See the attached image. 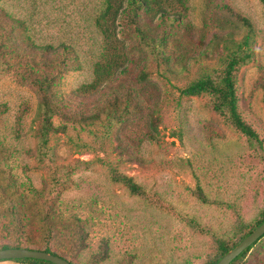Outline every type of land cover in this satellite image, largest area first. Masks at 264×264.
Segmentation results:
<instances>
[{
    "label": "rangeland",
    "instance_id": "rangeland-1",
    "mask_svg": "<svg viewBox=\"0 0 264 264\" xmlns=\"http://www.w3.org/2000/svg\"><path fill=\"white\" fill-rule=\"evenodd\" d=\"M229 1L259 33L255 57L239 70L238 84L245 120L261 141L229 127L211 110L207 97H181L176 87L156 76V141L140 145V163L120 160V170L143 186L145 196H132L111 181L101 160L118 161L114 139L106 141L104 150L92 151L78 145L93 143L88 128L69 125L66 133H56L52 145L73 181L62 194V212L81 220L88 232L81 264H210L218 255L219 240L231 247L262 219L264 5L260 0ZM102 2L0 0V6L25 21L33 42L72 48L81 69L64 75L60 91L67 95L93 81L103 44L95 25ZM190 7L189 20L199 29L205 1L190 0ZM9 62L10 67L0 66V207L7 184L24 191L31 184L40 189L49 183L35 158L39 97ZM194 67L175 85L184 88L194 78ZM150 120L126 123L120 133L138 131L139 126L150 131ZM92 128L101 133L103 124ZM235 264H264V238Z\"/></svg>",
    "mask_w": 264,
    "mask_h": 264
},
{
    "label": "trees",
    "instance_id": "trees-1",
    "mask_svg": "<svg viewBox=\"0 0 264 264\" xmlns=\"http://www.w3.org/2000/svg\"><path fill=\"white\" fill-rule=\"evenodd\" d=\"M204 1L206 12L198 29L189 20L190 0H103L95 20L103 44L94 65L93 81L67 95L60 91L64 75L81 69L72 48L33 42L26 35L25 21L0 6V66L10 67L12 60L17 75L38 94L35 158L37 167L49 178V183L40 189L33 184L24 191L13 183L4 187L0 249L46 251L72 264H81L88 232L81 220L67 218L62 212V194L73 181L63 171L52 145V137L59 131L66 133L69 125L89 129L94 144H78L87 150H104L106 141L114 139L118 161L101 160L111 181L132 196H145L143 186L120 170V160L140 163V145L156 141L153 131L159 120L155 117L159 102L155 100V76L176 87L181 97H207L211 110L229 127L249 140L261 141L259 133L245 120L238 84L239 70L255 57L257 28L229 0ZM260 1L264 5V0ZM194 65V78L184 88L176 86L182 74L190 73ZM145 118L151 119L152 130L139 126L138 131L120 133L126 123L136 125ZM57 119L63 124L57 126ZM99 123L103 124L101 133L92 128ZM263 222L264 214L231 247L219 240L218 255L210 264H217ZM257 243L232 264L243 259ZM106 255L105 251L100 259ZM7 261L52 264L35 259Z\"/></svg>",
    "mask_w": 264,
    "mask_h": 264
},
{
    "label": "water",
    "instance_id": "water-1",
    "mask_svg": "<svg viewBox=\"0 0 264 264\" xmlns=\"http://www.w3.org/2000/svg\"><path fill=\"white\" fill-rule=\"evenodd\" d=\"M264 237V222L242 240L237 246L227 252L217 264H232L241 254ZM35 259L50 262L52 264H72L68 260L46 251L31 250L25 248L0 249V261Z\"/></svg>",
    "mask_w": 264,
    "mask_h": 264
}]
</instances>
